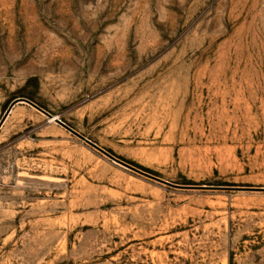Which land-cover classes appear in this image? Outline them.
Listing matches in <instances>:
<instances>
[{"label":"rangeland","instance_id":"1","mask_svg":"<svg viewBox=\"0 0 264 264\" xmlns=\"http://www.w3.org/2000/svg\"><path fill=\"white\" fill-rule=\"evenodd\" d=\"M18 97L171 182L264 187V0H0V119ZM0 264H264V190L163 184L18 103Z\"/></svg>","mask_w":264,"mask_h":264},{"label":"water","instance_id":"2","mask_svg":"<svg viewBox=\"0 0 264 264\" xmlns=\"http://www.w3.org/2000/svg\"><path fill=\"white\" fill-rule=\"evenodd\" d=\"M28 103L32 106H34L35 108H37L38 110H40L41 112L45 113L47 116H49L50 118H54L55 115H53L50 111L46 110L44 107L40 106L39 104H37L36 102H34L33 100L27 98V97H18L16 99H14L8 106V108L6 109L5 113L3 114L2 118L0 119V129L2 127V125L4 124V122L6 121L7 117L9 116V114L11 113L12 109L16 106V104L18 103ZM56 121L58 123H60L61 125H63L65 128H67L69 131H71L72 133H74L75 135H77L78 137L82 138L83 140H85L88 144H90L91 146H93L94 148L98 149L99 151H101L102 153H104L105 155H107L109 158H111L113 161L131 169L134 170L142 175H145L147 177H150L156 181H159L163 184L169 185V186H173V187H179V188H220V189H241V190H264V187H254V186H214V185H197V184H178V183H174L171 182L169 180H166L154 173H151L149 171H146L144 169H141L121 158H119L118 156H116L115 154H113L112 152H110L109 150H107L106 148L100 146L97 142L93 141L92 139L86 137L85 135L81 134L80 132H78L75 128H73L72 126H70L69 124H67L65 121H63L59 116H56Z\"/></svg>","mask_w":264,"mask_h":264},{"label":"trees","instance_id":"3","mask_svg":"<svg viewBox=\"0 0 264 264\" xmlns=\"http://www.w3.org/2000/svg\"><path fill=\"white\" fill-rule=\"evenodd\" d=\"M41 106V105H40ZM43 107V106H42ZM110 152H112V151H110ZM113 153V152H112ZM114 154V153H113ZM116 155V154H115ZM116 156H118V155H116ZM119 158H121V159H123V160H125V161H127V162H129V163H131V164H133V165H135V166H137V167H139V168H141V169H144V168H142L140 165H138L137 163H135V162H133V161H129V160H127V159H125V158H123V157H121V156H118ZM144 170H146V169H144ZM147 171V170H146Z\"/></svg>","mask_w":264,"mask_h":264},{"label":"bare ground","instance_id":"4","mask_svg":"<svg viewBox=\"0 0 264 264\" xmlns=\"http://www.w3.org/2000/svg\"><path fill=\"white\" fill-rule=\"evenodd\" d=\"M51 121H56V115L54 118H50Z\"/></svg>","mask_w":264,"mask_h":264}]
</instances>
